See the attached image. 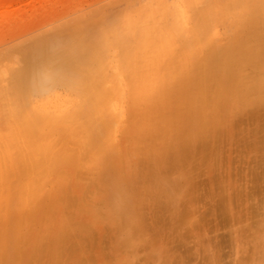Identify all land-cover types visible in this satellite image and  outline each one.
I'll return each instance as SVG.
<instances>
[{
	"label": "bare ground",
	"instance_id": "1",
	"mask_svg": "<svg viewBox=\"0 0 264 264\" xmlns=\"http://www.w3.org/2000/svg\"><path fill=\"white\" fill-rule=\"evenodd\" d=\"M109 9L0 51V264L71 250L72 238L89 247L102 236L96 225L134 253L148 216L182 238L183 223L199 221L186 206L194 176L221 162L222 142L236 130L264 139V0ZM260 174L252 168L248 182ZM260 206L237 222L264 251ZM77 217H91L89 234ZM154 252L162 261L164 249Z\"/></svg>",
	"mask_w": 264,
	"mask_h": 264
},
{
	"label": "rangeland",
	"instance_id": "2",
	"mask_svg": "<svg viewBox=\"0 0 264 264\" xmlns=\"http://www.w3.org/2000/svg\"><path fill=\"white\" fill-rule=\"evenodd\" d=\"M139 1L137 0V3ZM130 3H136V0H0V51L11 47L12 44L23 41L25 38L43 33L57 23L78 14L105 6H108L109 10L112 11L118 10ZM246 127L252 130L255 129L256 125L251 124L248 126L247 124ZM260 137L259 134L244 137L239 130H236L232 140L223 141L221 144V147L223 146L221 157L219 156L221 162L218 165L207 163V166L203 167L194 176L196 198L192 203H187L186 206L192 205L195 209L197 208L198 213L194 219L195 221L199 219V221L183 223L184 225L180 228L183 233L182 238L175 232V228L174 230L170 228L171 225L166 221L158 223L153 220V217L148 216L143 221L142 238L144 242L149 244L144 245V242L141 243L134 253L129 250L128 253L127 249H116L110 240V233H107L109 231L102 230L101 226L96 225L94 230L98 236H102L98 238L96 243L87 242L86 245L88 244L89 247L77 248L73 244L76 243V238H72L73 242H69L71 250H68V247L58 254H49L50 257H48V254L42 256L37 251L33 253L34 257H30L26 264L29 262L32 264H264V251H260L261 248L255 247L256 240L239 233L242 225L237 222L240 218L246 219L247 217L244 216H248L247 213L252 212L253 216L254 212L250 206L256 204L257 206L262 204L261 208L258 209L260 220L263 219L264 139ZM258 141L260 142L257 143ZM253 142L258 148L256 151L253 150ZM219 158L217 157L213 161L219 162ZM252 168L257 169L259 174L261 173V182L260 180L252 183L248 182L247 173ZM84 177L86 175H83ZM256 187H258V190ZM223 191L224 193H222ZM236 191L242 199L235 198ZM223 198L226 201L229 198L231 211H224ZM89 204L90 201L86 200L85 206L81 205L80 208L88 209ZM81 220L86 222H83L86 227L82 222H78L81 224L78 229L80 231L87 230L89 234L92 227L91 217H77V221ZM78 233L83 234L82 232ZM0 244H3L1 240ZM72 247L74 249L76 247L80 251L73 250ZM154 248L164 249L162 261L159 257L160 254H154ZM3 250L0 248V251ZM79 260L83 261L79 262Z\"/></svg>",
	"mask_w": 264,
	"mask_h": 264
}]
</instances>
